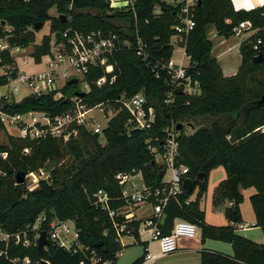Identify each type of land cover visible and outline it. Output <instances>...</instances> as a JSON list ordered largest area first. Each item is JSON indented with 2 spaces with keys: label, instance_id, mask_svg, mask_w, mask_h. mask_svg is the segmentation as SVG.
Instances as JSON below:
<instances>
[{
  "label": "trees",
  "instance_id": "1",
  "mask_svg": "<svg viewBox=\"0 0 264 264\" xmlns=\"http://www.w3.org/2000/svg\"><path fill=\"white\" fill-rule=\"evenodd\" d=\"M155 2L159 0H133L131 7L118 9L110 7L108 0H0V36L7 34L6 28H9V42L23 47L32 44L30 55L39 62L50 51V34H44L39 43H34V33L45 21H49L52 33L68 26L79 31L111 30L127 36L136 31L148 42L155 60H167L171 55L173 10L162 4L163 12L153 16ZM52 6L58 15L64 14L67 19L49 15ZM263 9L262 6L235 10L230 0H200L194 13L195 26L186 41L187 73L192 81L198 82V94H173L172 101L166 103L169 90L165 85L169 81L166 72L160 65L152 71L130 49L110 57L113 72L107 73L99 67L84 75L87 82L103 74L116 75L112 83L100 88L90 85L82 98L87 104L113 99L122 92L129 95L142 92L146 104L155 113L147 129L128 125L129 114L120 110L103 129L104 143L99 142V134L80 126L67 139L48 136L32 141L6 134L7 143H0V152H7L6 159L0 158V228L9 235L25 230L31 238L34 232L31 227L39 215L45 217L40 229L46 228L52 217L72 220L80 242L114 263L121 245L115 241L106 214L94 206L93 194L97 189H104L113 198L112 207L122 205L121 186L115 180L117 172L139 173L144 186L160 185L165 167L155 159L148 145H159L163 129L175 122L182 124L177 129L175 162L188 167L186 178L192 181V189H183L167 201L160 225L162 233H169L176 219L188 220L199 229L201 242L209 238L227 242L232 248L231 255L203 248L199 251L198 264H264V242L239 234L234 226L241 222L239 188L252 187L254 191L248 199L254 214L253 226L259 227L264 236V102L260 100L264 93ZM244 20H249L258 31L239 43L240 64L234 74L225 76L211 55L212 42L206 30L212 25L217 35L229 38L233 27ZM39 22L41 27L36 29L34 26ZM257 38H261V43L254 50ZM258 53L262 60L254 62L253 57ZM7 64L14 67V60L8 53L0 52V67ZM10 74L15 76L14 70ZM6 82L7 74H0V86ZM75 89L76 84H66L62 91L70 97ZM70 104L69 99H54L52 93L28 95L6 104L5 110L10 113L42 110L57 114L67 110ZM183 123L190 125L191 132H184ZM0 131H5L1 122ZM24 148H29L27 154L21 153ZM51 158L57 160V165L47 173L46 179L39 180L36 188L29 191L24 183H16L17 172H37ZM218 166L224 169L226 177L217 191L230 204L223 211L227 223L214 225L205 221L199 197L206 189L210 170ZM199 173L206 176L198 180ZM233 175L238 178L236 202L227 181ZM196 186L198 194L191 199ZM222 199L217 195L213 204ZM140 222L139 219L130 222L135 238H138ZM0 251V264H15L10 260L14 256H27L31 264H42V261L43 264H79L80 260L89 264L83 252L71 253L50 241L39 250L36 244L15 245L9 237L7 241L0 240ZM142 261L143 255L130 264Z\"/></svg>",
  "mask_w": 264,
  "mask_h": 264
},
{
  "label": "built area",
  "instance_id": "2",
  "mask_svg": "<svg viewBox=\"0 0 264 264\" xmlns=\"http://www.w3.org/2000/svg\"><path fill=\"white\" fill-rule=\"evenodd\" d=\"M109 6L121 9L122 7L132 6L133 0H121L122 5L117 4L118 0H108ZM198 0H159L152 5V15L159 16L164 6L171 7L173 10L174 23L171 25L172 34L169 37L171 55L167 60H155L150 52V46L147 41L141 38L137 32L132 36L117 33L111 30L91 29L88 31H79L70 26L61 32V39L55 44L52 34L50 41L51 47L48 54L42 56L46 58L45 68L38 72L25 74L20 69L18 58L25 57L18 55L25 47L21 45H12L8 40L9 28H6L7 34L0 36V52H6L14 60L13 65H2V73L7 74V82L0 86V122L6 126L8 134L27 138L32 141H38L45 137H55L67 139L75 134L76 126L83 127L87 131L102 135L108 120L118 111L124 110L129 114L128 125L139 129H147L154 120L153 107L146 104L145 96L142 92L127 94L122 92L113 99H106L98 103L87 104L82 98L77 96L65 95L62 88L72 77H77L78 86L76 90L84 92L85 95L90 90V85L98 88L106 83H112L116 75L107 74L96 77L91 82L84 80V75L93 68H103L105 72H113V66L109 63L110 57L123 49H130L135 56L141 59L147 67L155 71L160 65L169 77V90L165 99L166 103L172 101L174 89L182 87L183 92L192 94V87L198 86L197 81H192L187 73L189 57L186 54V41L189 32L195 26L194 13ZM264 8V5H263ZM264 14V9H263ZM264 30V28H262ZM233 35L242 37L241 41L251 34L258 31L253 28L249 20L239 22L232 29ZM261 38H257L253 45L254 50H258V44ZM181 51V57H187L188 63L175 62L172 59L173 49ZM41 57V58H42ZM15 72L12 76L11 71ZM157 76V74H156ZM60 81L61 84L59 83ZM24 88L21 98H16L15 92L18 87ZM52 93L54 99H69L71 102L69 108L57 114H50L42 110H28L25 112L10 113L5 110V105L11 102H18L28 95H43ZM116 103L118 107H115ZM93 111H97L101 118L100 121ZM175 122H171L163 129L164 136L159 145H148V149L155 153V159L164 165L165 175L162 182L157 186H142L135 189L130 182L133 176L129 172H117L115 180L121 186L122 205L112 207L113 198L104 189H97L93 194L94 206L104 212L109 219L110 225L115 233V241L122 244L121 237L125 234H131L132 228L130 222L138 220L135 216V209L141 205L149 204L151 212L141 220L140 224L149 232V241H154L158 245V252L152 253L147 247L143 254V261H153L159 255H166L175 252L183 239H193L197 237L198 228L195 223L184 219H176L169 233H162L160 225L164 220V211L167 201L180 194L183 189V180L188 173V167L176 164L178 155L177 140L178 130ZM29 148L22 149V154H27ZM7 152H0V158L6 159ZM47 173L40 168L37 172H28L25 174L24 184L26 189L31 191L38 186L40 179H46ZM167 175V177H166ZM141 177V176H140ZM142 181V180H141ZM134 190L129 191L128 186ZM45 217L39 215L31 227V238L28 237L25 230L7 234L0 228V240L7 241L11 237L15 245L27 247L30 244H36L41 230L46 231L47 241L54 243L65 251L76 253L83 252L88 259L89 264H113L111 258H103L94 248L84 245L79 240V231L76 229L72 220H60L52 217L46 228L40 229L39 225ZM140 220V219H139ZM237 230L244 227L241 224L234 225ZM2 252L0 251V255ZM117 255V254H115ZM15 264H31V259L27 256H14L10 259ZM79 264H85L80 260Z\"/></svg>",
  "mask_w": 264,
  "mask_h": 264
},
{
  "label": "rangeland",
  "instance_id": "3",
  "mask_svg": "<svg viewBox=\"0 0 264 264\" xmlns=\"http://www.w3.org/2000/svg\"><path fill=\"white\" fill-rule=\"evenodd\" d=\"M117 4L122 5L123 1L118 0ZM48 13L49 15H52V16L58 15L54 6H52L48 10ZM44 34H50V37L52 38L53 33L49 32V21H45L44 25L38 31L34 33L35 35L34 43L35 44L39 43L41 40V37ZM206 34L212 42V50H211L212 55H218L219 65L222 70V73L231 74L232 72H235L237 69V66L240 63V54H239L238 47L235 45L234 46L232 45L235 42H238L239 40L241 42L242 37H236L233 35L232 37H229L228 39L223 38L216 34L215 29L212 25L207 28ZM50 47H51V44H50ZM32 49H33V45L30 44L26 46L24 50L18 54L20 56H25V57L18 58L19 67L21 70L24 71L25 74H31L33 72H38L45 68L46 58L42 57L39 62H36L34 58L30 55L32 52ZM181 56H182L181 51L177 48H174L172 52V59L175 62L186 63L187 57L182 58ZM2 72H3L2 69H0V74H2ZM61 82L62 81H60L59 83L61 84ZM77 86H78V83L76 84V87ZM191 91H192L191 92L192 94H198L199 87L194 85ZM23 93H24V88L22 86H19L17 91L15 92L16 98L18 99L21 98ZM93 114L100 121L103 120L97 111H93ZM183 124H184V132H188V133L191 132V128L187 126V124L185 123ZM6 134H8V130L5 126V131H0V143H7ZM99 142L104 143V138L102 135H99ZM225 177H226L225 171L221 166L211 169L207 177L206 189L199 197V207L204 211L206 221L209 224L220 225L226 222L223 216V211L225 207L228 205V200L226 198L222 199L221 193L217 191L219 188L220 182ZM130 182L134 185L135 189H140L142 184H141L139 173L134 174L130 178ZM128 190L132 191L134 189L128 186ZM241 192L243 193V196H244L241 202L239 203L240 211L242 214V220L244 221V223L246 222L245 226H249L251 222L250 221L251 217L253 215V211L250 206L248 197L253 192V190L252 188L241 189ZM197 194H198V186L194 188L190 198L194 199ZM217 195H219L222 200L218 204H213V200L216 198ZM250 229L252 230L247 232L248 235H250L253 238H259V236H261L263 239L262 242H264V236L259 227L254 228L251 225ZM238 233L243 234L242 231ZM138 250H139V247L137 245H129L124 248L122 247L119 251L120 255H118V258H116L113 264H124L125 261L131 260L130 258H134V256H136V254L139 252Z\"/></svg>",
  "mask_w": 264,
  "mask_h": 264
},
{
  "label": "crops",
  "instance_id": "4",
  "mask_svg": "<svg viewBox=\"0 0 264 264\" xmlns=\"http://www.w3.org/2000/svg\"><path fill=\"white\" fill-rule=\"evenodd\" d=\"M230 1H231V4L235 10H240V9L241 10H249V9H253V8L262 7L264 5V0H230ZM232 36H230V37H232ZM226 39H228V38H226ZM239 43H240V40L238 42H235L232 46L235 45V46L239 47ZM230 47H228V48H230ZM211 55H212V52H211ZM212 56L215 57L219 63L218 55H212ZM187 63H188V59H187L186 63H183V65H186ZM238 66H237V68H238ZM236 71H237V69H236ZM235 72H232L231 74H223V75L229 76V75L234 74ZM140 180H141V177H140ZM141 184H142L141 185V187H142L143 186L142 181H141ZM250 188H252V187H250ZM250 188H246V189H250ZM252 190L254 191L253 188H252ZM239 191H240L242 198H243L244 196H243V193L241 192V188H239ZM229 204L230 203L228 202V205ZM239 210H240V207H239ZM150 212H151L150 205L144 204V205H141L135 209V216L138 219H140V221H141L146 216H148L150 214ZM240 215H241L240 224L244 225V227L241 229H238L237 232L242 231L243 234H241V235H243V236H245V237H247V238H249L255 242L263 243L262 242L263 239L261 236H259V238H253L247 234L248 231L252 230V229H250L251 225H252V227L257 228L255 226H253L254 214L251 217V220H250L251 222H250L249 226H245L246 222L244 223V221L242 220L241 211H240ZM205 221H206V218H205ZM226 223L227 222H225L224 224H226ZM148 238H149V232L141 224L138 227V238H135L132 233L131 234H125L121 237V242H122V244H120L121 248L122 247L124 248V247L129 246V245H137L139 247V250H138L139 252L136 254V256H134V258H130L131 260L125 261L124 264H130L136 258L143 255V253L145 252V249H144L145 247H147L149 249V251L152 253L158 252L157 243L154 241H149ZM180 246H181V248H179L175 252H172V253H169L166 255H159L153 261H142L141 264H198V262H199V251L203 248L213 250V251H217V252H221L224 254H229V255L232 254V248H231L230 244L227 242H223V241H219V240H213V239H209V238H206L201 242L199 229H198V234H197L196 238L183 239L180 242ZM118 255H120V252H119V254L117 253L116 258H118Z\"/></svg>",
  "mask_w": 264,
  "mask_h": 264
},
{
  "label": "water",
  "instance_id": "5",
  "mask_svg": "<svg viewBox=\"0 0 264 264\" xmlns=\"http://www.w3.org/2000/svg\"><path fill=\"white\" fill-rule=\"evenodd\" d=\"M200 3V0H198L197 4ZM59 18L63 19V20H66L67 17L66 15L64 14H59L58 15ZM1 24H4L3 22H1ZM36 29H38L39 27H41V22L39 23H36L35 26H34ZM54 39H55V44H58L60 42V39H61V32L60 31H56L54 34ZM262 60V55L261 53H258L257 55H255L253 57V61L254 62H259ZM77 82V77H72L70 78L68 81H67V84L68 85H74L75 83ZM166 87L169 88V83L166 82L165 83ZM183 92V88L180 86V87H177L174 89V93L175 94H181ZM71 96H77L79 98H83L85 96V93L84 92H81V91H78V90H73L72 91V94ZM260 100L262 102H264V93L262 94ZM190 127V125H187ZM176 128L177 129H181L182 128V124L181 123H177L176 124ZM57 165V160L55 158H51L49 160L46 161L44 167H43V172L45 173H48L51 169H53L55 166ZM206 176L205 173H199L198 176H197V179L198 180H201L203 179L204 177ZM15 180H16V183L17 184H22L24 183L25 181V173L24 172H17L15 174ZM227 181L229 183V187H230V192L232 194V197L234 199V202H236V195H237V190H238V178L237 176L233 175L229 178H227ZM183 187L188 190V191H191L192 189V181L189 179V178H185L183 180ZM47 244V235H46V231L45 230H41L40 231V234H39V238L37 240V247L39 250H41L45 245ZM97 245H100V242L97 244ZM44 262L42 261V264Z\"/></svg>",
  "mask_w": 264,
  "mask_h": 264
}]
</instances>
